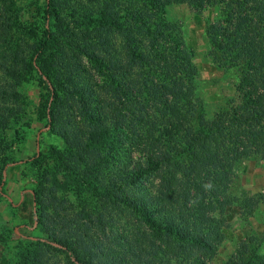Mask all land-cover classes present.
<instances>
[{"label":"trees","instance_id":"16d2710c","mask_svg":"<svg viewBox=\"0 0 264 264\" xmlns=\"http://www.w3.org/2000/svg\"><path fill=\"white\" fill-rule=\"evenodd\" d=\"M70 1L44 0L43 38L26 68L48 88L47 126L66 149L56 155L60 170L75 188L113 201L111 205L130 211L137 223L135 233H120L114 243L124 248L126 256L108 257L110 262L104 263L92 258L76 263L206 264L215 256L226 225L219 209L217 215L210 211L227 192L234 165L259 147L264 160V0H140V5L139 0H88L87 6ZM172 3L193 9L220 4V15L208 28L211 54L238 69L234 98L227 101L226 109L195 125L178 113V98L170 91L179 84L184 67L175 63L184 53L175 46L169 27L155 17ZM116 35L121 42L119 55L114 48ZM92 40H96L93 45ZM51 44L65 48L61 64L58 59L61 69L73 49L88 60L105 50L109 63L104 70L121 79L114 86L108 76L110 84L98 86L90 80L76 81L70 73L64 76L68 84L64 96L76 98L78 118L68 117L54 85L60 84L59 77L42 61ZM146 63L143 73L141 66ZM111 134L126 144L122 160L114 163L100 154ZM32 195L36 206L43 204L36 193ZM258 204L264 206V193L243 201L249 210ZM43 209H37L40 223H45ZM49 239L75 256L71 243L55 233ZM90 240L94 244L98 237ZM223 264H264V256L245 257L239 247Z\"/></svg>","mask_w":264,"mask_h":264},{"label":"rangeland","instance_id":"374dc122","mask_svg":"<svg viewBox=\"0 0 264 264\" xmlns=\"http://www.w3.org/2000/svg\"><path fill=\"white\" fill-rule=\"evenodd\" d=\"M74 1L84 6L88 4V0ZM124 1L129 0H116L117 3ZM136 2L141 4L140 0ZM44 4V0H0V264H77L76 260L87 262L91 258L97 263L110 262L106 260L108 257L125 255L124 248L114 243L120 233L129 236L135 233L137 223L130 211L111 205L113 201L75 188L58 167L56 155L66 149L47 126L48 88L32 69L26 68L34 48L43 38ZM221 7L217 4L193 9L184 3H172L161 13H155L157 21L169 27L175 46L184 53L178 55L175 63L184 67L178 74L179 84L170 91L178 98V113L192 125L200 119L210 120L214 113L224 111L227 101L234 98L238 69L214 59L211 54L208 28L218 19ZM115 39L118 40L114 48L119 55L121 42L117 35ZM95 42L92 40V45ZM64 49L62 45L51 44L42 61L51 65L53 76L59 77L60 84L53 83L68 117L78 118L76 98L64 96L68 90L64 76L70 73L76 81L90 80L98 86L110 84L108 76L112 77L114 86L121 79L113 71L104 70L109 63L105 50L96 52L99 58L88 60L73 49L65 57V68L61 69L58 59ZM169 52L177 55L171 48ZM181 58H184L183 63H180ZM147 65L141 66L143 73ZM96 92L99 94L98 88ZM113 138L112 134L106 138L100 151L110 163L121 161L126 147ZM261 149L257 148L249 158L234 165L233 180L227 192L217 208L210 211L217 215L216 209H219L226 225L215 256L206 264H223L239 247L244 248L245 257L249 253L264 256V206L258 204L252 210L243 206L246 197L264 193V188L260 192L255 189L264 178ZM5 160L7 164L2 165ZM248 164L253 165L252 172ZM32 193H36L43 204L36 206ZM38 207L44 208L45 223H40L37 217ZM87 224L91 227L89 231ZM85 232L91 234L90 238L83 236ZM53 233L76 248L75 256L49 239ZM95 236L98 240L91 244L90 239ZM102 247L107 250L103 252ZM170 264L178 263L170 260Z\"/></svg>","mask_w":264,"mask_h":264},{"label":"crops","instance_id":"0c3cea01","mask_svg":"<svg viewBox=\"0 0 264 264\" xmlns=\"http://www.w3.org/2000/svg\"><path fill=\"white\" fill-rule=\"evenodd\" d=\"M251 166H253L252 164H248V168L249 170L252 172V168ZM260 182V181H259ZM261 182H262V187L260 186L261 185ZM260 182V185H255V189H258L257 192H260V190L264 188V178L262 179V181ZM251 186H254V185H251ZM248 190H252L250 187H248Z\"/></svg>","mask_w":264,"mask_h":264}]
</instances>
